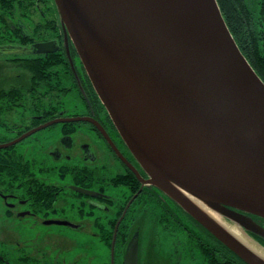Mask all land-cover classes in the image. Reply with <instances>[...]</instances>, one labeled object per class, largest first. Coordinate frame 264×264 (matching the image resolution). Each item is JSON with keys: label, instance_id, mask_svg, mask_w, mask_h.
I'll use <instances>...</instances> for the list:
<instances>
[{"label": "water", "instance_id": "1", "mask_svg": "<svg viewBox=\"0 0 264 264\" xmlns=\"http://www.w3.org/2000/svg\"><path fill=\"white\" fill-rule=\"evenodd\" d=\"M53 2L67 55L69 36L117 132L148 176L129 164L142 186L157 187L246 264H264V254L253 247L264 251V245L248 233L264 239V227L252 217L264 218V82L217 1ZM51 43H35L31 52H54ZM84 118L49 120L0 148ZM176 186L199 197L220 224ZM138 250L135 233L123 264H138Z\"/></svg>", "mask_w": 264, "mask_h": 264}, {"label": "flooded vegetation", "instance_id": "2", "mask_svg": "<svg viewBox=\"0 0 264 264\" xmlns=\"http://www.w3.org/2000/svg\"><path fill=\"white\" fill-rule=\"evenodd\" d=\"M67 40L69 55H67L66 51L65 33L63 31L62 25L60 24L59 16L53 0H0L1 57H5L7 59L10 58L8 55H2L6 53H23L24 55L21 57H45L50 53H58L64 50L67 57L69 58L63 63L54 66V74L50 76L52 78V83L57 82L61 85V87L66 88V92L63 90L57 92L55 88H53L50 94L52 103L50 105L49 112L46 114V116L51 118L39 122V119H42L43 115L30 113L29 119H31L30 117H33L36 118L38 122L33 127H15V135L12 138L19 137L23 133L36 128L35 126L38 124L42 122L46 123L52 119L85 117V120L59 122L61 125V127H59L60 140L56 145H51V136L46 135L47 143L45 144L48 146V150L46 151V155H44L45 158H41L43 155L30 158L29 156H26L23 150L19 149V147L16 148L20 154H23L22 156L24 158L27 157L28 159H34L35 162L42 164L43 171L38 173V176L43 182H45L46 193L50 194L53 190V195L51 199L50 197H47L40 203L38 202L37 204H32L29 199L22 197L21 191L18 192L17 189L11 188H0V197L4 201L6 214L10 217L38 214L46 216L49 213L55 212L57 210V204L67 202L68 198H72L74 201L71 202L72 207L76 205L77 209L75 212L78 214V216H80V219L85 222L86 219H93V217H96L98 215L96 211L109 212L110 209H114L115 211L117 208H115L114 205L120 206L126 198V204L130 205L134 202L135 207L136 205L139 206V202L143 200L144 194L142 193H145L144 189L153 186L146 183H144L142 186V182L137 177L132 167H130V165L133 166L144 179L148 178L146 173L143 171L139 163L133 157L130 150L122 140L116 128L112 126L111 120L108 118L109 116L104 106L99 101V98L73 48V44L69 36L67 37ZM41 42H52L49 45L57 47V49L54 52L48 53H32L31 51H33V44ZM16 56L18 55H14V57ZM8 62L11 63L10 61ZM11 67V69L18 71V76L21 77L22 80H20V83H10L9 79L11 80L14 75L7 74L5 79L9 81L8 85L20 87L26 85L30 80V76L21 67ZM88 80L93 91L90 90V87L88 86ZM56 89L60 90L61 88L57 86ZM72 93L79 97L81 101L80 104L84 108L83 111L79 110L78 107L70 110L67 108V106L65 107V105H63L61 101L62 96L68 97L69 95L71 96ZM33 95V93H28L26 95L29 97L30 104L32 103L31 98ZM55 103L58 106L57 108ZM29 107L31 109V105ZM23 109H25V107H23ZM70 123H72V125H70L71 127L64 126ZM96 124H99L101 127H97ZM81 125L86 127H81ZM46 128L51 127H44L37 131ZM19 131L23 132L16 135ZM35 143L38 142L36 141ZM99 146H103L120 164L121 169H119L118 172L110 173L108 172L107 166L105 164L97 165L94 162L98 156L97 148ZM46 176H55L56 178L58 177L61 182H50L46 179ZM115 177L116 180H123L125 184L122 183L118 186L114 185L113 178ZM65 179L68 180V183L66 184L64 183ZM74 186L91 191L92 194L81 192L73 188ZM112 186L121 187V193L119 195L110 194L108 190L109 188H112ZM153 187L149 189L151 193H153ZM93 192H95V195H93ZM157 194L159 197L162 196V194L159 192H157ZM110 203L114 205H111ZM18 206H23L22 211L15 209ZM175 207L181 215L186 214L178 206ZM114 211L113 214L109 215V217L114 215ZM132 218H134V215ZM253 218L257 223L264 227V218ZM185 219H187V217ZM136 220L137 218L135 219V224ZM60 221L68 222L64 224L60 223ZM100 221L103 222L104 220L100 219ZM120 221L116 230L115 227L118 221H116L114 226V233L111 239L113 248L117 240L116 235L119 229L118 227ZM97 222L98 220L93 219V225L95 228L97 227ZM47 223L61 224L69 228L82 227L81 223H75L69 218L63 220H47ZM135 224L133 221L132 225ZM137 232L139 237V230H137ZM96 234L98 235L99 240H101L102 243L107 246V240H104L98 232H96ZM132 235L133 233L123 237L121 242L125 241L127 245ZM259 241L264 245L261 240ZM17 246L20 247V244L18 243ZM110 252L108 258L103 260L101 264H105V261L107 262L108 259L110 264H117L115 262L114 249L113 253ZM24 253L25 254L14 259L7 251L0 250V264H26L29 258H33L27 252ZM123 254H121L122 264ZM138 264H140V256H138Z\"/></svg>", "mask_w": 264, "mask_h": 264}, {"label": "trees", "instance_id": "3", "mask_svg": "<svg viewBox=\"0 0 264 264\" xmlns=\"http://www.w3.org/2000/svg\"><path fill=\"white\" fill-rule=\"evenodd\" d=\"M216 1L225 23L240 51L264 82V0ZM67 59L69 58L63 50L58 53H50L45 57L24 56L11 58L9 60L11 66L21 67L30 76V80L23 87L9 85L0 87V127L10 126L11 129L13 128L12 126L15 127V122L12 124L11 121H8L14 116L10 115L9 117H5V115L13 113L15 109H23L25 102L29 101V97L26 96L28 93L34 94L31 98L32 103L30 104L31 109L29 107V112L31 114H42V119H39V122L51 118L46 116L52 103L50 94L53 88H55L57 92L61 90L66 92V88L61 87L57 82L52 83V78L50 76L54 74V66L63 63ZM87 82L90 87L89 80ZM57 86L61 89L57 90ZM90 90H92L91 87ZM18 100L20 102H17ZM57 107L56 104V108ZM30 118L32 120L28 118L26 120L27 122L25 118H22L24 124L20 125V127H33L38 122L36 118ZM111 124L114 127L112 121ZM70 125H72V123L64 126L71 127ZM23 131L17 132L16 135ZM11 139L12 137H0V143L7 142ZM22 142L23 141L6 148H0V188L17 189L18 192L21 191L22 197L29 199L32 204L40 203L47 197L51 199L53 190L50 194H47L45 182L38 176V173L43 171L42 164L35 162L34 159L24 158L22 156L23 154H20L16 150ZM122 183L125 184L123 180H116V177L113 178L114 185L118 186ZM152 187L144 189L145 193H142L144 194L143 200L139 202V206L136 205L135 207V203L133 202L127 207L120 221L116 235L117 240L114 246V257L117 264H122L121 254H123L126 246L125 241L121 242V239L132 233L135 234L137 230H139V227L135 224L136 218H132L133 211L137 213L144 212L149 216L157 217L158 224H161L172 236L177 235L178 237V232L182 230L189 242H185L186 248L190 250L189 255L193 256V251L200 252L207 264H246L226 245L215 238L184 211L186 213L184 216L186 215L187 217V219H185V217L184 219L188 226L185 225V222L179 217V215H181L180 212L177 211V209L170 208L169 203L172 204L173 207L178 205L156 187H153L154 192L151 193L149 189ZM157 192L161 193L162 196L159 197ZM126 203L127 198L120 206H115L110 203L117 208L114 211V215L111 217L107 214H105L104 217H94V219L98 220L95 229L104 240H107L106 244L109 247V252L115 223L122 215ZM101 212L102 211H98V215ZM254 217L258 218L257 216ZM100 219L104 221L101 222ZM133 221L135 225H132ZM194 225L196 227H194ZM252 235L264 243V239L255 234ZM190 245L192 246L190 247ZM155 258L159 259L160 264H170L171 262V259L166 262V259L163 260L158 257V255H156ZM105 264H110L109 259L107 262L105 261ZM148 264H151L150 259H148Z\"/></svg>", "mask_w": 264, "mask_h": 264}, {"label": "rangeland", "instance_id": "4", "mask_svg": "<svg viewBox=\"0 0 264 264\" xmlns=\"http://www.w3.org/2000/svg\"><path fill=\"white\" fill-rule=\"evenodd\" d=\"M10 56H13V54ZM10 59L0 56V87L8 85L9 81L10 83H20V80H22L18 76V71L11 69V64L8 62ZM7 74L14 75V77L8 81L5 79ZM61 101L70 110L77 107L79 110H84L80 104L79 97L74 93L68 97L62 96ZM17 102L20 101L18 100ZM29 106L30 102L26 101L25 109H15L13 113L5 115V117L13 115L14 117L8 121H11L12 124L15 122V127H20V125L24 124L23 119L25 118L26 121L29 118ZM12 127L13 130L10 126L0 127V137H13L15 135V127ZM47 127L51 128L37 131L24 139L19 145V149L23 150L26 156L32 158L43 155L41 158H45L44 155H46L48 150V146L45 144L47 143L46 135L51 136V145L58 144L60 140V123ZM81 127L86 126L81 125ZM36 141L38 143H35ZM97 154V159L94 162L97 165L105 164L108 172L116 173L121 169L120 164L103 146L97 148ZM46 179L50 182H61L55 176H46ZM64 183H68V180L65 179ZM108 191L110 194L119 195L122 189L121 187L112 186ZM152 192H154V188ZM71 202H74L73 199L68 198L67 202L61 203L63 205L57 204V210L46 216L38 214L10 217L6 214L4 201L0 197V250L7 251L14 259L27 252L33 259L29 258L26 264H101L103 260L108 258L109 247L99 240L96 234L97 230L93 225V219L89 218L83 222L75 212L77 209L76 205L72 207ZM169 205L170 208H174L170 203ZM22 207L18 206L15 209L22 211ZM113 211L114 209H110L109 212L102 211L97 216L111 215ZM96 213L98 214V211ZM133 215L137 218L136 225L139 227L140 264H148V259L151 260V264H160L159 259L155 258L156 255L163 260L166 259V262L171 259L170 264H207L200 252L193 251V256L189 255L190 250L185 245L188 239L182 230L178 232V237L177 235L172 236L161 224H158L157 217L149 216L144 212H134ZM179 217L187 225L184 219L186 216L179 215ZM66 218L71 219L75 223H81L82 227L69 228L61 224L47 223V220H63ZM194 227L196 226L194 225ZM18 243L20 247L17 246ZM253 247L256 252L264 254V251L255 245ZM110 251L112 252L111 246Z\"/></svg>", "mask_w": 264, "mask_h": 264}, {"label": "bare ground", "instance_id": "5", "mask_svg": "<svg viewBox=\"0 0 264 264\" xmlns=\"http://www.w3.org/2000/svg\"><path fill=\"white\" fill-rule=\"evenodd\" d=\"M173 185V184H172ZM177 187V186H176ZM177 189H179V191L182 193V195L184 197H186L197 209L205 212L209 217H211L212 219H214L218 224L219 220L215 217V215L213 213H211V211L207 208L206 204L196 195L192 194V193H188L187 191L177 187ZM179 192V193H180ZM230 229V228H228ZM247 244V243H246ZM249 245V244H247ZM250 246V245H249Z\"/></svg>", "mask_w": 264, "mask_h": 264}]
</instances>
